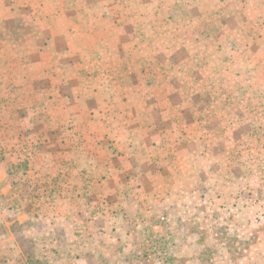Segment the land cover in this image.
<instances>
[{"label":"rangeland","instance_id":"rangeland-1","mask_svg":"<svg viewBox=\"0 0 264 264\" xmlns=\"http://www.w3.org/2000/svg\"><path fill=\"white\" fill-rule=\"evenodd\" d=\"M0 264H264V0H0Z\"/></svg>","mask_w":264,"mask_h":264},{"label":"built area","instance_id":"built-area-1","mask_svg":"<svg viewBox=\"0 0 264 264\" xmlns=\"http://www.w3.org/2000/svg\"><path fill=\"white\" fill-rule=\"evenodd\" d=\"M146 243L148 244L149 242L147 241Z\"/></svg>","mask_w":264,"mask_h":264}]
</instances>
